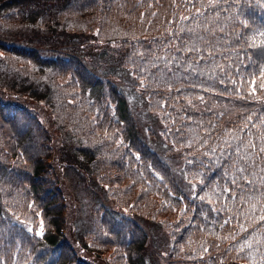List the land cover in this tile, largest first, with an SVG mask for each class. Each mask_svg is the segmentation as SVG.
I'll list each match as a JSON object with an SVG mask.
<instances>
[{
    "label": "trees",
    "instance_id": "1",
    "mask_svg": "<svg viewBox=\"0 0 264 264\" xmlns=\"http://www.w3.org/2000/svg\"><path fill=\"white\" fill-rule=\"evenodd\" d=\"M218 5L0 0V264H147V224L152 263L264 264V0ZM189 29L208 43L188 52ZM70 171L93 187L84 229Z\"/></svg>",
    "mask_w": 264,
    "mask_h": 264
},
{
    "label": "rangeland",
    "instance_id": "2",
    "mask_svg": "<svg viewBox=\"0 0 264 264\" xmlns=\"http://www.w3.org/2000/svg\"><path fill=\"white\" fill-rule=\"evenodd\" d=\"M121 84H122V82H121ZM120 84V85H121ZM126 87H123V89H122V91L124 92L123 94L126 96V98H127V100H128V103H129V107H130V110L132 111V114L134 115V117L140 122L139 123V126H140V128H141V130L143 131V134H145L146 132H145V130L147 129V130H149V131H156V130H154V123L151 125L150 124V118L148 117L149 115H147L145 112H144V110H143V101H142V99H140V97L136 94V92H133L132 90H130V88L127 86V85H125ZM109 93H108V92ZM106 94H108L109 96L111 95V94H113V89H112V87H110V86H107V89H106ZM76 107V112H77V114H78V117H77V119L79 120V122L80 123H82L83 124V121H82V119L83 120H85V123H86V125H87V128L88 129H90V126H91V123H93L92 122V116L91 115H89V114H87L86 112H88L90 109H86V108H83L81 105H77V106H75ZM35 109H34V111L33 112H36V113H38V111L40 110V109H38V106H35L34 107ZM52 111V110H51ZM50 111V113H52ZM86 114H85V113ZM41 113H44V111L43 110H41ZM82 113H84V114H82ZM52 115L54 116V117H56L57 118V114L56 113H52ZM71 116V115H70ZM73 116H74V114H72V118H73ZM62 118V117H61ZM72 118H71V120H72ZM69 119V118H68ZM74 119H75V117H74ZM90 120V123H88L87 124V121H89ZM68 121V122H67ZM66 123H67V125H69V120H66L65 121ZM79 122H78V126H79V128H80V124H79ZM95 123V122H94ZM100 123V121H99V118H97V122L95 123V127L97 126V127H100L101 125L99 124ZM40 126H41V129H47L48 128V130H49V132L52 134V136H53V139H55V136H57V131H56V128L55 127H51L50 126V124L49 123H40ZM50 126V127H49ZM71 126V125H70ZM156 128V127H155ZM52 129H53V131H52ZM147 136V135H146ZM152 143V146L156 149L157 147H158V144L160 143L159 141H154L153 140V142H151ZM66 153L69 155V154H71V152L69 151V150H66ZM59 155L60 154H56L55 156H56V159H57V162H55L54 161V163H55V169H56V173H57V175L59 176V174H58V172L59 173H62L63 174V171H60L59 170V168H60V165H61V163H62V159H60L59 158ZM67 155V156H68ZM69 157V156H68ZM67 157V158H68ZM70 159H71V161H73V159L71 158V157H69ZM59 163H60V165H59ZM74 163V162H73ZM170 164H172V166H174V168H173V170H174V172H175V174H176V176H177V178H178V180L180 181V183L182 184V188L184 189V191L185 192H190V194L192 193V192H194L195 191V189L197 188V187H195L194 186V188H191V187H189L187 184H189V183H184V181H183V179H182V177L180 178V173H179V170H180V168H181V165L180 164H178V163H175V164H173L172 163V161L170 160V162H169ZM73 168V167H72ZM66 177H65V181H67L65 184H64V188H71V187H73V189H72V194H71V196L69 195V193H68V202H72V198H74L75 199V203H76V205H77V208H79L80 210H81V208L79 207V205H84V208H83V213H86L84 216H85V218H83V219H75V215L78 213L77 212V210H75L74 209V214H73V221H74V223H75V226H76V228L77 229H84V227H83V225H85L86 224V222H88L89 221V218H90V214L87 216V210H85V206H86V208H87V205L88 204H93L92 203V201H91V196H92V192H93V187H92V185L90 186L89 185V187H88V185L86 184V182H83V183H80L79 182V180H78V177L76 176V174L74 173V172H69V174H68V176L67 175H65ZM59 177H63V176H59ZM195 182H197V181H195ZM194 182V183H195ZM83 184H85V185H87V186H85V185H83ZM76 191H75V190ZM102 198H104V196L102 195ZM110 198V197H109ZM75 205V204H74ZM135 217V216H134ZM138 220V219H137ZM76 223L78 224V225H76ZM85 223V224H84ZM147 225H149L148 227L150 228V229H153V233L151 232V243H150V245H148L147 246V248L145 249V251H146V255H147V264H156V261L155 262H153L152 263V260H153V257H151L152 256V254H151V252H152V250H153V248L155 247V245H156V243L158 244L159 242L158 241H161V240H164V237H165V234H164V232L161 230V229H158L157 228V226L154 228L153 227V225L152 224H147ZM151 226V227H150ZM76 229V230H77ZM85 229H86V226H85ZM78 231V230H77ZM83 231V230H82ZM103 252H104V250H103ZM83 253H86L87 254V251L86 250H84L83 251ZM105 256H107V253H105ZM88 261H90V259H88Z\"/></svg>",
    "mask_w": 264,
    "mask_h": 264
},
{
    "label": "snow or ice",
    "instance_id": "3",
    "mask_svg": "<svg viewBox=\"0 0 264 264\" xmlns=\"http://www.w3.org/2000/svg\"><path fill=\"white\" fill-rule=\"evenodd\" d=\"M218 6H219L218 5V0H208V7L214 9V8H216ZM201 7H204V5L202 4ZM199 14L200 13H199V9H198L197 10V17L199 16ZM189 18L190 17H182V19H189ZM204 30L208 31L207 28H205ZM188 32H189V36L192 38L191 39V46L188 47L187 44L185 45L187 47L188 52H191V51H194V50H199L196 47V43H195L196 40H200V41H204L205 43H208V41L206 40V38L203 35H197L194 32L193 29H189ZM261 35H264V33H261ZM177 50H179V49H177ZM209 55H211V52H209ZM169 71H170V69H169ZM261 76H264V69H262V71H261ZM201 99H202V97H201ZM225 143H227V141ZM249 143L251 144V142H249ZM251 147H255V145L251 144ZM213 151H215V149H213ZM260 151L264 152V148H261ZM237 152H239V149H237ZM239 171L243 172V171H245V169L244 168H240ZM29 207H31V205H29ZM17 219H19V218H17ZM260 220L264 221V215H261ZM21 223H23V222L21 221ZM28 231L32 232L33 229L31 227H29ZM43 233H44V225H43V221H41L40 230L36 233V235L43 237Z\"/></svg>",
    "mask_w": 264,
    "mask_h": 264
}]
</instances>
